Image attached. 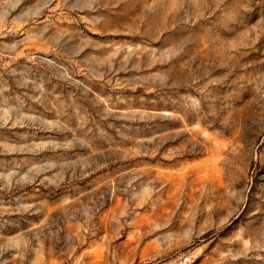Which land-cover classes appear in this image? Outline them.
Returning <instances> with one entry per match:
<instances>
[{"label":"rangeland","instance_id":"374dc122","mask_svg":"<svg viewBox=\"0 0 264 264\" xmlns=\"http://www.w3.org/2000/svg\"><path fill=\"white\" fill-rule=\"evenodd\" d=\"M0 264H264V0H0Z\"/></svg>","mask_w":264,"mask_h":264}]
</instances>
